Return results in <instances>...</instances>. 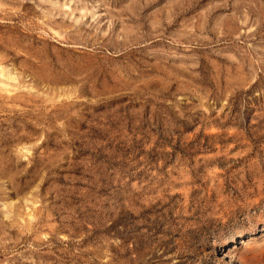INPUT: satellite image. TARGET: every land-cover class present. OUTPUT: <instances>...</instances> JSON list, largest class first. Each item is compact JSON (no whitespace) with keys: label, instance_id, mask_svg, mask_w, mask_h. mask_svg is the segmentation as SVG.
<instances>
[{"label":"rangeland","instance_id":"rangeland-1","mask_svg":"<svg viewBox=\"0 0 264 264\" xmlns=\"http://www.w3.org/2000/svg\"><path fill=\"white\" fill-rule=\"evenodd\" d=\"M0 264H264V0H0Z\"/></svg>","mask_w":264,"mask_h":264}]
</instances>
